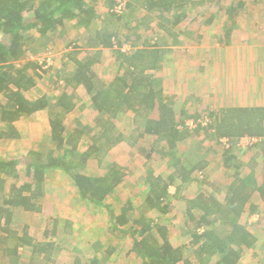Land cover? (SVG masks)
<instances>
[{"label":"trees","instance_id":"obj_1","mask_svg":"<svg viewBox=\"0 0 264 264\" xmlns=\"http://www.w3.org/2000/svg\"><path fill=\"white\" fill-rule=\"evenodd\" d=\"M96 1L0 0V96L5 99L0 102V121L6 123L0 128V140L17 137L14 122L41 110L47 112L49 127L46 144L39 143L24 154L7 158L0 155V264H53L55 261L50 257L59 245L54 238L65 229V226L58 228L57 218H51L43 230L38 229L42 240L32 234V226L28 224L18 231L11 228L17 209L25 213L40 210L37 201L44 195L46 176L54 172L67 176L79 201L108 212L111 223L108 232L114 239H122L125 254L134 257L137 264H236L243 249L256 242L259 227L264 224V210L259 211L251 200L255 192L261 198L264 195V158L257 175L255 157L244 167L233 154L237 147L234 143L244 135L257 137L259 140L248 149L263 143L264 154V108H222L219 113L209 112L206 124L186 126L185 119L205 116L186 115L183 108L176 113L173 96L164 92L154 75L164 67L171 49L166 50L167 43L161 46L152 37L138 44L141 35L135 30L144 26L151 29V21L156 17L159 31L152 33L158 36L165 33L177 42L179 32L175 28L188 18L192 0H104L103 14L97 9ZM224 1L199 0L196 4L213 2L221 6ZM228 2L221 6L228 21L223 26L225 40L218 38L226 44L244 8L243 0ZM136 9L141 13L120 25ZM130 22H134V28L129 26ZM66 24L80 28L66 46L69 48L66 56L72 60L74 69L52 99L46 95L32 96L29 91L36 83L39 75L36 69L40 65L24 60L26 51L37 36L63 31ZM187 33L188 36L190 33ZM77 42L84 47L80 49L85 51L82 57L77 56L80 51ZM123 45L129 49L122 50ZM104 48L112 49L116 72L103 80L101 53ZM78 88L83 90L96 113L95 126L91 122L83 123L79 117L73 126L66 124L67 115L78 107L75 93ZM127 113H132L133 123L141 128L139 135L155 137L150 146H138L136 153L171 168L166 175L149 171L143 183L144 198L138 205L130 199L112 201L125 176L117 163L107 165L100 172L86 171L88 161L95 158L100 162L101 151H108L119 138L112 133L114 120ZM209 136L214 145L221 146L218 152L205 148L201 151L202 157L193 164L178 153L180 143ZM222 137L228 139V147L222 146ZM84 140L87 147H83ZM207 151L218 153L220 161L215 163H221L224 172L235 169L227 180L206 171L210 165ZM244 168L249 172H242ZM194 181L196 187L187 191V186L195 184ZM170 187L175 188L172 194ZM171 197L184 205L182 226L186 228L183 234L191 237L188 243L176 244L170 240L171 226L177 216ZM255 212L258 218L247 226L243 219ZM27 246L31 247L30 258L23 261L20 251ZM113 247L114 243L106 245L97 239L92 243L94 254L89 264L108 259ZM74 264L81 261L77 258Z\"/></svg>","mask_w":264,"mask_h":264},{"label":"rangeland","instance_id":"obj_2","mask_svg":"<svg viewBox=\"0 0 264 264\" xmlns=\"http://www.w3.org/2000/svg\"><path fill=\"white\" fill-rule=\"evenodd\" d=\"M87 1L91 2L92 0ZM197 1L199 0H192L188 18L182 20L175 28V32H179L177 42H175L173 37L165 33L160 34V36L152 33L154 31H159L156 26V17L151 21V29L150 27L146 28L144 26L142 29L135 31L139 33L138 35H141V39L137 40L138 44L141 43V40L147 39L148 37H152V40L158 41L161 46L166 45V39L169 41L166 50L171 49V51L167 53L168 58L166 57L165 65L162 69L154 73V75L158 77L160 86L163 88L164 92L170 97L173 96V105L176 113L183 108L186 115L191 116L197 114L198 117H206L209 115L207 112L210 110L208 107H204L207 100L206 102H203L205 97L201 95V87L199 89H197V87H199L200 82L207 83L212 81L213 78H210L209 80L207 73L205 74L201 69L197 70L200 67L201 62H206V65L209 63V60L207 59L208 57L198 53L197 46L199 45L198 41L202 40L200 45L204 46L206 49H210L211 44L218 40L219 37L225 40V37L223 38L224 29L222 24L227 23L228 21L226 18L227 15L221 6H224L226 3L229 4V0H225L221 6L216 5L213 2L196 4ZM251 1L253 0H249V2ZM96 3L97 9L103 14L106 10L104 0H97ZM262 3L264 4V0H254V4L260 5ZM257 5H254V7H257ZM138 13H141V11L136 9L132 15H128L122 20L120 25H123L125 20L136 16ZM210 14H214V17L207 22L206 19L210 18L208 17ZM246 20L247 18L244 17L240 22L241 27L234 32L236 41H238L240 37H244L246 34L245 29L248 28V26H246L248 24ZM134 25V22H130L129 24L132 28L135 27ZM122 30L124 32L123 28ZM79 31L80 28L74 27L71 24H66L63 31L50 33L46 37L37 36V39L30 43L23 59L32 60L40 65V67L36 69L39 75L35 79L36 83L32 90L29 91L30 95L35 97L46 95L52 99L59 93L60 84H65L64 78L70 76L71 71L74 69L72 60L66 56L69 49L66 48V46L71 37ZM187 32L190 33L188 36ZM226 39L228 42L229 38ZM77 44L80 45L78 48L79 50L84 48L81 42H77ZM224 44L226 43L222 41L220 47L227 46ZM128 49V45H123L122 50L127 51ZM84 55V50H80L77 54L78 57ZM113 59L112 49L104 48L101 53V71L102 74H104L103 80L109 79L116 72V66L112 63ZM75 93L78 107L67 115V126H73L76 122L75 119L78 117L83 123H93L96 113L90 106L89 99L81 88L76 89ZM0 102H5V99L2 96H0ZM203 103L204 106H202ZM214 108L217 109V107ZM218 111L219 109H217L216 112L219 113ZM131 115L132 113L124 114V116L119 115L118 118L114 120L115 130H113L112 133L114 137L119 138H117L116 142L110 146L108 151H101L102 158L100 159V162L95 158H91L87 163L86 171L100 172L103 171L107 165L117 163L123 168L125 176L123 181L116 188L112 201L115 202L117 199H122L124 201L130 199L135 205H138L144 198L143 183L145 181V176L149 174V171L151 170L152 174L155 175H166L171 171V168L166 163H161L160 161L148 158L145 159L136 153V148L138 146H150L155 142V137L154 135L149 134L139 135L142 130L133 123ZM178 115L179 114H177V116ZM121 117L123 118L121 119ZM93 125L95 126L94 123ZM4 126H6V123L0 121V128H3ZM14 126L17 129L18 136L0 140L1 156L7 158L12 155L24 154L29 149L35 148L39 143L46 144V135L49 130L46 110L38 111L30 117L20 118L14 122ZM85 144L86 141L84 140L83 147H87ZM220 147L221 146L218 144L214 145L210 136L208 138L200 137L198 140L195 139L191 140V142L187 141L180 143L178 145V153L182 154L190 164H193L202 157L201 151L205 150V148H213L218 152ZM238 148H234L233 154H235V158L239 162H242V165L245 167L249 159L253 157L252 153L247 152L249 149L245 151ZM217 152L207 151L206 155H208L210 165L206 168V171L212 172L216 178L227 180L229 175L235 169L232 168L231 170L224 172L222 164L215 163L216 161L217 163L220 161L217 158ZM248 153L251 154L248 155ZM242 172L246 173V170H243ZM255 173H257V171ZM194 183L195 184L187 186V191L191 192L196 187L197 184L195 181ZM169 190L170 194H172L174 193L175 188L170 187ZM260 200L262 199L260 198ZM170 201L177 213L174 225L171 226L170 240L176 244L188 243L189 240L191 241V237L187 234H183L185 233L186 228L182 226L184 205L180 200H176L173 197L170 198ZM37 204H40L41 206L39 211L31 213L20 211L16 212L15 215H28L27 219H32L29 223H32L31 225L35 229H39L42 224L45 223L44 220L47 217L59 218L61 220V225H66L63 232L54 239L56 243H59L54 252V257L58 260L57 264L71 263V258L76 255H79L86 264H89L87 257H91L93 253L92 243L97 239H100L106 245L114 243L113 251H111L108 259L101 261L100 264H137V260L134 257L130 254H125L126 246L123 245L122 239L116 240L113 235L108 232V229L111 226L108 212L95 207L90 203L79 201L74 188L65 174L54 172L46 176L44 195L38 199ZM251 216L255 218L254 215L251 214L249 217L245 216V219H243L247 226L258 218L256 217L253 220ZM164 222L169 223L168 220H165ZM23 223L24 222H21L20 217L14 222L16 228L20 227ZM67 225H69V228ZM262 225H260L261 227H259V229L261 228L263 230ZM259 231L260 232H258L256 236L257 240L261 239V243H264V240L262 239L264 236H261L260 234L263 233L264 230ZM20 252L21 256L27 257L30 250L26 251V248H21ZM255 257L256 256H252L251 251L243 254V264H254V261L256 260Z\"/></svg>","mask_w":264,"mask_h":264},{"label":"crops","instance_id":"obj_3","mask_svg":"<svg viewBox=\"0 0 264 264\" xmlns=\"http://www.w3.org/2000/svg\"><path fill=\"white\" fill-rule=\"evenodd\" d=\"M243 1L244 8L237 16L238 20L236 18V25L230 32L228 43L224 44L227 46L220 47L221 42L216 40L214 41L215 43L213 42L211 44L210 49H206L204 46L200 45L202 43V40L198 42V53L208 57L207 59L209 60V63L206 65V62H201L200 67L197 70L201 69V71H204L205 74L207 73L209 80L210 78H213L212 81L207 83L200 82L199 87H197V89L201 87V95L205 97V100L203 99V102H206L207 100L206 105L204 106V103L202 105L204 107H208V109L210 110L207 113L212 111V113H215L217 109L220 110L222 108L228 107L264 108V4H254V0L251 2H249V0ZM254 5H257V7H254ZM244 17L247 18L246 22L248 24L246 26H248V28L245 29V36L240 37L238 39V42L235 40L234 32L236 31V29L241 27L240 22ZM224 24L225 23H223L222 26H224ZM166 42L169 44L168 39H166ZM214 107H217V109H215ZM131 118H133V115H131ZM262 144L247 151L251 152L252 156L255 157V161H257L254 168L255 172L257 171V173H255L257 175H260L262 160L264 158V154L261 149ZM251 153H248V155ZM245 170L246 172H249L248 168H246ZM260 198L261 196L259 195V193L255 192L251 200L258 206V210L263 212L264 200H260ZM16 212L20 211H18L17 209L15 211V214ZM15 214L12 221V229L16 228L14 222L18 219V217H20L21 222L24 223L20 227L16 228L17 231L26 224L32 226V223H29L32 219H27L28 215ZM51 218L56 217L45 218V223H43L40 227L42 230L45 226L51 223ZM57 219L59 220L58 228L62 229V227L66 226L64 224L61 225V220L59 218ZM255 224L256 222L253 225ZM67 226L69 228V225ZM262 227L264 230V225H262ZM32 229V234H36L38 236V239L42 240L40 234L37 233L38 229H35L33 226ZM263 230L261 229V231ZM260 234L261 236H264V232ZM262 239L264 240V238ZM24 248H26V251L30 250L31 253V247L27 246ZM55 250L56 248L53 250V253L50 256L51 258L55 259L53 264H57L58 261L54 257ZM250 251L252 253V256H256L254 264H264V243H261V239L256 240V242L252 246L244 248L241 253L242 255L240 256L236 264H243V254ZM30 253H28L29 255L27 254V257L20 256V258L23 261H29ZM93 254L94 252L91 256H93ZM42 255H44V253L40 254V257H42ZM77 258L81 261V264H86L79 255L71 258V263L66 264H74V260L77 261ZM87 258L89 262L90 256Z\"/></svg>","mask_w":264,"mask_h":264},{"label":"built area","instance_id":"obj_4","mask_svg":"<svg viewBox=\"0 0 264 264\" xmlns=\"http://www.w3.org/2000/svg\"><path fill=\"white\" fill-rule=\"evenodd\" d=\"M118 10H120V5L117 7ZM208 118L205 117L203 119H193V118H189L187 120L184 121V124L188 127H194L197 123H201V124H206V122H208ZM259 138L257 137H254V136H247V135H244V136H241L239 137L236 141H235V145L239 148H241L242 150H248V148L256 141H258ZM221 143H222V146L224 147H228L229 146V143H228V139H226L225 137H222L220 139ZM262 200H264V195L262 196ZM254 215V217H258V214H252ZM252 219L254 220L255 218H253V216H251ZM257 219V218H256ZM256 219L254 221H256Z\"/></svg>","mask_w":264,"mask_h":264},{"label":"clouds","instance_id":"obj_5","mask_svg":"<svg viewBox=\"0 0 264 264\" xmlns=\"http://www.w3.org/2000/svg\"><path fill=\"white\" fill-rule=\"evenodd\" d=\"M186 120V119H185Z\"/></svg>","mask_w":264,"mask_h":264}]
</instances>
